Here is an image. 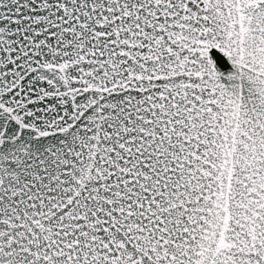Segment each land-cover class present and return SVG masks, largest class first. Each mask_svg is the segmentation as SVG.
I'll use <instances>...</instances> for the list:
<instances>
[{"label": "snow or ice", "instance_id": "1", "mask_svg": "<svg viewBox=\"0 0 264 264\" xmlns=\"http://www.w3.org/2000/svg\"><path fill=\"white\" fill-rule=\"evenodd\" d=\"M0 264H264V0H0Z\"/></svg>", "mask_w": 264, "mask_h": 264}]
</instances>
